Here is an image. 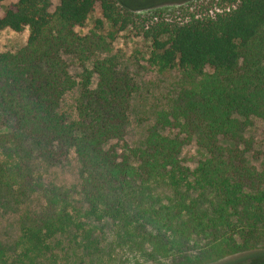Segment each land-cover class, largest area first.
<instances>
[{
	"label": "trees",
	"instance_id": "1",
	"mask_svg": "<svg viewBox=\"0 0 264 264\" xmlns=\"http://www.w3.org/2000/svg\"><path fill=\"white\" fill-rule=\"evenodd\" d=\"M129 1L18 0L0 16V30L30 28L0 52V199L24 209L0 264H100L119 249L158 264L264 259V162L246 135L264 121V0H203L180 20ZM127 30L149 42V68L176 77L139 146L126 141L139 82L111 53ZM70 153L79 180L63 184L47 168Z\"/></svg>",
	"mask_w": 264,
	"mask_h": 264
},
{
	"label": "rangeland",
	"instance_id": "2",
	"mask_svg": "<svg viewBox=\"0 0 264 264\" xmlns=\"http://www.w3.org/2000/svg\"><path fill=\"white\" fill-rule=\"evenodd\" d=\"M18 0H0V16L6 9L13 6ZM163 0H130L129 3L137 10L135 13L141 16H152L162 13L163 16L171 19H183L186 13H204L201 7L203 0H180L178 2H162ZM58 0H53V10L58 5ZM150 5V6H149ZM149 6V7H148ZM139 9V10H138ZM98 12L93 13L83 27H77L80 34L89 33L94 25L95 19L99 17ZM111 29L110 24H106V33ZM30 28L22 32L11 29L0 30V52L17 51L27 44ZM111 53H116L120 68L129 71L139 82V90L134 94L131 101L130 126L126 141L132 146H139L147 135L148 128L154 123L157 110L162 107L164 94L168 87L176 80L174 74H162L152 70L147 65L149 57V42L138 36L132 30L119 32L111 45ZM71 71L77 75L80 68L72 63ZM97 77H94L95 86ZM75 93L70 94L64 101L63 107L72 110ZM253 141L252 150L248 153L251 163L261 166L264 162V121L255 120L253 126L246 133ZM183 153L187 159H191L199 153V148L195 144L184 147ZM67 160L49 166V174L58 182L63 184L76 183L80 175V163L73 153H70ZM194 167V162H188ZM23 208L15 206L5 199H0V241L9 247H14L20 235L18 223L19 215ZM111 255H107L100 264H158L146 261L139 255L131 254L128 249L111 250ZM233 258H224L215 262L204 264H264L263 260L253 261L251 254H242ZM168 259H161L162 263H168ZM89 264V262L85 263Z\"/></svg>",
	"mask_w": 264,
	"mask_h": 264
}]
</instances>
